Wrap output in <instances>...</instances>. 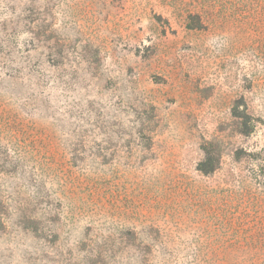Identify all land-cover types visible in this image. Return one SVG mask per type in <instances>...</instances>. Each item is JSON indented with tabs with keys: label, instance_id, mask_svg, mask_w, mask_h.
Returning <instances> with one entry per match:
<instances>
[{
	"label": "rangeland",
	"instance_id": "374dc122",
	"mask_svg": "<svg viewBox=\"0 0 264 264\" xmlns=\"http://www.w3.org/2000/svg\"><path fill=\"white\" fill-rule=\"evenodd\" d=\"M0 264H264V0H0Z\"/></svg>",
	"mask_w": 264,
	"mask_h": 264
},
{
	"label": "trees",
	"instance_id": "16d2710c",
	"mask_svg": "<svg viewBox=\"0 0 264 264\" xmlns=\"http://www.w3.org/2000/svg\"><path fill=\"white\" fill-rule=\"evenodd\" d=\"M234 114H235V111H233V115ZM246 115L247 114L244 112L243 116H246ZM213 160H215V157H213L208 151H205V155L203 159L199 161L197 164V169H199L202 173H210L213 170V166H211Z\"/></svg>",
	"mask_w": 264,
	"mask_h": 264
}]
</instances>
